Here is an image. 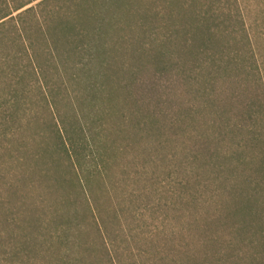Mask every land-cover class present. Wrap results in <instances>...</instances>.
Returning a JSON list of instances; mask_svg holds the SVG:
<instances>
[{
  "label": "rangeland",
  "instance_id": "rangeland-1",
  "mask_svg": "<svg viewBox=\"0 0 264 264\" xmlns=\"http://www.w3.org/2000/svg\"><path fill=\"white\" fill-rule=\"evenodd\" d=\"M32 1L0 0V17ZM95 1L97 0H39L14 13L13 17L17 19L20 13L35 8V11L25 14L19 22L29 27L36 39L38 29L44 23L41 11L46 14L53 8H66L73 3ZM42 2L48 4L38 7ZM227 3H235L233 9L239 14L242 13L247 24L252 51L247 55L246 64L249 68L248 75H251L255 85L250 79L242 82L241 72L217 75V80L210 89L211 99L203 101L199 95L201 84L195 83L190 88L180 85L181 82L176 83L174 90L170 92L169 103L162 107L165 112L162 125L167 131L158 134L146 126L141 130L137 128L139 118L132 122L134 107L129 95L133 98L136 89L133 86L124 88L132 82L131 71L133 74L140 73V79L145 83L154 76L157 66L151 54L132 48L129 53L119 55L121 64L124 65L118 77L122 84L120 91L116 86L119 79L115 75L111 82L102 83V100L90 108L93 112L87 122L97 132L106 133V141L110 137L118 141L115 146L119 156L110 164V170L109 167L100 168L102 191L98 198L101 213H96L97 221L92 216L82 220L84 247H79L73 253L75 264H173L188 261H196L197 264L207 261L209 257H216L215 253H219L222 248L227 251L216 257V264H247L257 251L261 243L257 234L260 229L257 216L264 219V199H259L258 194L253 191L255 187L250 180L256 178L254 170L256 171L261 157L259 158V151L246 148L244 143L246 133L241 130V112L244 108L241 93L246 86H250L257 93H264V0H230ZM15 26L16 23L11 21L0 30V39L9 33L8 30H16ZM6 37L8 39L0 44L5 54L14 49H11L14 42L15 49L22 46L20 37L12 34ZM35 43L42 54L39 64H45L49 70L45 61L50 57L46 41L35 40ZM176 46L175 43L170 46L175 59L179 54ZM22 63L23 67L29 65L26 59ZM169 64L170 62L167 65ZM163 65L159 64V69ZM2 68L5 65L0 62V69ZM54 80L52 84L58 83V86L56 89L51 88L48 99L39 88H35L39 85L33 83L32 97L23 106L20 115L22 127L16 131L15 140L9 136L5 145L16 149L24 144L33 153L39 152L42 144L47 146L53 157H60V169L63 173L61 176L68 178L66 168L79 162L76 158L69 160L64 146L57 147L53 144L55 142L51 140L53 130L50 126L57 131L56 125L60 129L70 123L79 125L78 116L86 123L77 103V97H82L84 91L81 89L83 87L70 84L66 80ZM138 92L141 96V92ZM166 93L162 89L157 94H164L163 99L167 101ZM113 98L114 102L109 100ZM188 107H194L192 118H187ZM262 111L264 115V109ZM174 114H178L183 120L178 124L174 123L170 119V115ZM2 119L4 116L0 107V132L10 131V125H3L5 122ZM129 124L135 128L131 130L127 127ZM125 127L130 131L125 132ZM203 134L211 138L213 148H218L224 159L197 162L186 172V164L181 163V159L187 160L189 154L196 155L191 150L196 152V141ZM121 136L125 137L122 141ZM164 157L168 158L165 160ZM251 157L254 159L250 162ZM90 160H93L91 156ZM48 162L50 161H45ZM45 163L40 164L39 172L44 173L47 168ZM0 164V202L6 204L0 209V264H13L16 260L13 247L18 245L22 251L23 242L26 240L30 243V250L16 260L15 264H57V253L66 252V247L64 244L62 250L58 251L61 248L60 243L63 244V232L51 222V213L54 214L56 206L53 199L64 195L73 199L84 196L83 189L76 191L72 186H67L53 193L46 189L55 180L46 178L45 182L40 176L34 175V165H25L23 161L13 160L11 156L3 153H0ZM188 181L191 182L189 187ZM233 186L236 193H232ZM17 189L19 195L15 196L12 192ZM21 200H26L33 208H37V205L40 207L30 214L39 220V227L35 232L24 231L16 226L19 222L18 206ZM250 204L254 210L252 216L248 215L249 210L246 208ZM240 209L241 213L237 214ZM11 237L14 243H11ZM48 247L53 251L46 252Z\"/></svg>",
  "mask_w": 264,
  "mask_h": 264
},
{
  "label": "trees",
  "instance_id": "trees-1",
  "mask_svg": "<svg viewBox=\"0 0 264 264\" xmlns=\"http://www.w3.org/2000/svg\"><path fill=\"white\" fill-rule=\"evenodd\" d=\"M35 1L39 0L19 6L12 13L0 17V30L8 26L11 21L16 23V30L13 32L8 30L9 33H6L2 40L0 39V44H3V41L8 39L6 36L11 34L22 39H20L22 46L15 49L14 42L11 48L14 49L10 50L9 54L2 52L0 46V62L5 65V68L0 69V107L4 116L2 120L5 122L2 123L10 125V131L0 132V153L11 156L13 160L23 161L25 165H34L36 169L33 174L40 176L45 182H47L46 178L54 179L53 185L44 187L50 192L57 193L59 188L67 186H72L76 191L83 189L85 195L74 197V199L67 195L55 197L53 199L56 203L54 214L51 213L52 224L63 232L61 236L63 244L60 243L61 248L58 251L62 250L64 244L66 247V252L57 253L56 263L75 264L73 253L79 247H84L81 233L82 220H87L90 216L96 219V213L98 212L99 215L101 213V203L98 198L102 191L100 168L109 167L110 170V164L119 156L115 146L118 141L111 139L112 137L106 141L108 137L106 133L97 132L98 130L87 122L93 112L90 108L102 100L101 96L104 92L102 83L111 82L114 80V75L117 78L120 77L124 65L121 64L119 55H125L133 48L154 57V64L157 66L154 76L145 83L140 79V73L133 74L131 71L132 82L124 88L133 86L136 89L133 98L129 95V100L134 107L132 122L133 119L139 118L137 128L141 130L143 126H146L150 130L157 131L158 134H163L164 130H167L162 125V116L165 115L162 107L169 103L170 92L172 93L176 83L181 82L180 85L190 88L194 87L195 83L201 84L199 95L203 101L211 99L210 89L217 80V75L241 72L242 82L245 83L250 79L255 85L251 75H248L249 68L246 64L247 55L252 51V43L242 13L239 14L233 9L235 3H227L230 0H142L140 3H134L137 0H97L95 3H73L70 7L53 8L46 14L41 11L44 23L38 29L37 38L34 39L31 34L33 31L19 21L25 14L35 11V8L32 7L25 13H20L18 20L13 15ZM43 2L39 3L38 7L48 4ZM35 40L47 43L50 57L45 61L49 65V70L45 64H39L42 54L39 53ZM174 43L179 48L176 59L175 54L170 51V46ZM155 46L158 48L155 49ZM25 59L29 65L23 67L22 62ZM168 62H170L169 65H167ZM162 63L164 65L159 69V64ZM54 79L79 85L84 91L82 97H77V103L80 105L82 117L86 123L84 124L82 118L78 116L79 125L70 123L63 129L56 125L57 131L50 126L53 130L51 135L52 142H55L53 144L57 147L64 146L69 160L76 158L79 162L70 164L66 168L68 178L61 176L63 173L60 169V157H53L47 146L42 144L39 146V152L33 153L28 151L24 144L16 149L5 145L9 136L15 140L16 131L22 127L20 115L23 112V106L32 97L33 83L39 85L35 88H39L48 99L51 88L56 89L58 86V83L52 84ZM117 81V90L120 91L122 84L120 79ZM162 89L167 92V101L163 99L164 94L162 96L157 94ZM51 98L55 102L53 95ZM109 100L114 102V98ZM241 100L244 103L241 112L243 120L241 130H245L244 133H246L244 143L246 148L259 151V158L261 157L256 171L254 170L256 178L255 180L251 178L250 181L259 199H264V115L262 111L264 93H257L250 86H246L241 93ZM193 110L194 107L187 108V118H192ZM176 118L178 121H175ZM170 119L176 124L183 120L178 117V114L170 115ZM129 125L127 127L131 130L135 128L132 124ZM127 127L125 132L130 131ZM124 138L121 136V141ZM190 139L192 141L191 136ZM196 142L198 149H195L196 152L194 149L191 150L196 155L189 154L187 160L181 159V163L186 164L184 167L186 172L197 162L224 159L218 152V148L216 150L213 148L210 137L203 134V137ZM56 155L58 156V153ZM90 156L93 160H90ZM253 159L254 157H251L250 162ZM45 161L50 162L45 163ZM43 162L47 166L44 173L39 172V166ZM190 183L188 181V187ZM236 192L233 186L232 193ZM12 194L18 196V189ZM249 203L252 202L249 201ZM5 205L4 202H0V209ZM246 208L249 210L248 215L252 216L253 206L250 204ZM36 209L40 207L37 205V208H33L26 203V200H21L18 206L19 222L16 226L24 231L35 232L39 227V220L30 214ZM238 212L241 213V209L237 211V214ZM257 221L260 226L257 234L261 238V243L247 264H264V219L257 216ZM1 238L2 233H0V240ZM10 241L14 243L13 237ZM44 243L46 244L47 241ZM23 244L22 251L19 250L18 245L13 247L14 260H18L30 250V243L27 240ZM45 251L49 253L53 249L48 247ZM226 251L222 248L219 253H215V256H221ZM216 257H209L207 261L197 264H216ZM195 263L196 261L194 263L173 262V264Z\"/></svg>",
  "mask_w": 264,
  "mask_h": 264
}]
</instances>
